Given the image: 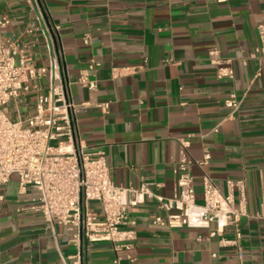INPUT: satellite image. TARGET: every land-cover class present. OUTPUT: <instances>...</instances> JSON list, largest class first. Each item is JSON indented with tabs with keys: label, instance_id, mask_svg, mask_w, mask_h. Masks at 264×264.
Returning <instances> with one entry per match:
<instances>
[{
	"label": "crops",
	"instance_id": "crops-1",
	"mask_svg": "<svg viewBox=\"0 0 264 264\" xmlns=\"http://www.w3.org/2000/svg\"><path fill=\"white\" fill-rule=\"evenodd\" d=\"M41 3L58 27L53 43L41 29L37 0H0V15L11 19L0 36L34 43L37 67H49L54 50L60 52L74 102L88 103L78 114L81 137L88 147L105 149L113 182L137 188L148 183L155 194L173 197L187 140L197 201H203L205 175L223 193L229 179L242 181L234 197L239 203L244 195L249 213L241 219L239 256L235 246L221 242L234 237L232 228L212 237L207 229L155 224L153 216L165 211L147 196L129 211L134 249L82 242V263L264 264V218L255 217L264 209V51L258 30L264 0ZM213 47L231 60L233 78L218 76L208 54ZM82 73L97 81L95 90L78 82ZM231 94L245 95L235 112L225 105ZM36 194H20L10 180L0 208V264H64L63 257L78 252L72 233L57 225L53 234L28 209ZM90 210L101 216L99 202L91 201Z\"/></svg>",
	"mask_w": 264,
	"mask_h": 264
},
{
	"label": "built area",
	"instance_id": "built-area-1",
	"mask_svg": "<svg viewBox=\"0 0 264 264\" xmlns=\"http://www.w3.org/2000/svg\"><path fill=\"white\" fill-rule=\"evenodd\" d=\"M37 1L43 22L41 29L53 43L58 27L51 24L41 0ZM10 23L9 17L0 15V28ZM258 30L260 50L264 51V23ZM88 41L86 38L85 42ZM34 46L23 38L12 40L0 36V208L11 177L17 174L20 194L37 192L28 209L42 216L46 229L56 235V226L62 225L66 233H72L78 252L63 257L64 264H83L82 242L90 247L107 241L116 251L131 252L137 235L135 230L126 228L131 223L129 211L147 196L154 197L165 211V215L153 216L155 224L207 229L212 237L232 228L234 237H223L221 242L235 246L241 256V219L249 213L244 195L236 203L234 190L236 187L243 190V182L229 179L228 192L223 193L205 175L203 201L198 202L186 157L189 147L186 140L182 142L175 170L178 177L173 197L155 194L148 183L138 188L115 184L105 149L90 148L81 137L78 114L88 103L74 102L62 55L55 49L51 65L37 67L33 60ZM208 54L219 77H234L231 60L224 59L219 48H211ZM96 65L93 62L89 68ZM78 82L91 90L98 85L88 73H82ZM244 97L231 94L225 105L235 112ZM91 201L99 202L101 216L90 210ZM255 217L264 218V209Z\"/></svg>",
	"mask_w": 264,
	"mask_h": 264
},
{
	"label": "rangeland",
	"instance_id": "rangeland-1",
	"mask_svg": "<svg viewBox=\"0 0 264 264\" xmlns=\"http://www.w3.org/2000/svg\"><path fill=\"white\" fill-rule=\"evenodd\" d=\"M19 184V177L17 174H13L11 177V186H15Z\"/></svg>",
	"mask_w": 264,
	"mask_h": 264
}]
</instances>
